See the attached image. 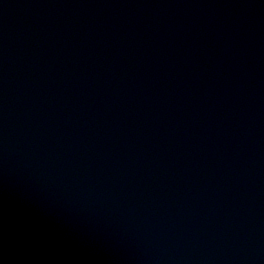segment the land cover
<instances>
[{"label": "water", "instance_id": "water-1", "mask_svg": "<svg viewBox=\"0 0 264 264\" xmlns=\"http://www.w3.org/2000/svg\"><path fill=\"white\" fill-rule=\"evenodd\" d=\"M0 264H264V0H0Z\"/></svg>", "mask_w": 264, "mask_h": 264}]
</instances>
